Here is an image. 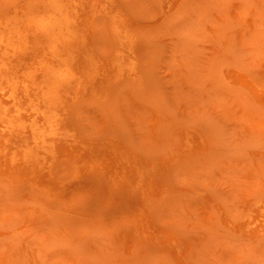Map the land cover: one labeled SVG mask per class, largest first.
Wrapping results in <instances>:
<instances>
[{
  "label": "rangeland",
  "instance_id": "374dc122",
  "mask_svg": "<svg viewBox=\"0 0 264 264\" xmlns=\"http://www.w3.org/2000/svg\"><path fill=\"white\" fill-rule=\"evenodd\" d=\"M71 1L94 62L33 169L0 85V264H264V0Z\"/></svg>",
  "mask_w": 264,
  "mask_h": 264
},
{
  "label": "bare ground",
  "instance_id": "6f19581e",
  "mask_svg": "<svg viewBox=\"0 0 264 264\" xmlns=\"http://www.w3.org/2000/svg\"><path fill=\"white\" fill-rule=\"evenodd\" d=\"M71 7V0H25L0 18V85L13 105L11 112L32 119L27 130H19L22 169H33L42 150L55 151L66 140L69 123L63 96L71 89L79 94L84 70L94 62L81 53L85 38ZM112 30L119 39L118 28ZM128 80L142 85L144 77L139 72Z\"/></svg>",
  "mask_w": 264,
  "mask_h": 264
}]
</instances>
